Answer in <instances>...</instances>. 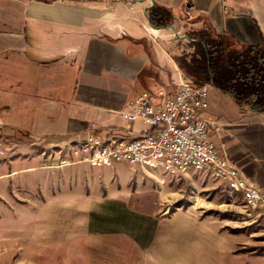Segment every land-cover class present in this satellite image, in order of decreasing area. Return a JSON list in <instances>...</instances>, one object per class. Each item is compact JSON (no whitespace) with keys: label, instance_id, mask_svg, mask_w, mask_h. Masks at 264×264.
Returning <instances> with one entry per match:
<instances>
[{"label":"crops","instance_id":"crops-1","mask_svg":"<svg viewBox=\"0 0 264 264\" xmlns=\"http://www.w3.org/2000/svg\"><path fill=\"white\" fill-rule=\"evenodd\" d=\"M190 2L0 0V130L60 147L83 138L74 136L95 122L100 134L117 132L128 99L186 80L175 56L192 51L188 33L204 22L240 44L264 39V0ZM151 4L171 11L172 27L149 25ZM202 115L214 123L220 152L258 188L261 200L252 210L264 221V111L239 106L209 84ZM107 116L114 122L101 126ZM31 159L37 165L19 171L38 172L23 177V185L35 179L42 203L65 198L58 210L82 211L79 233L52 237L66 247L79 243L83 264H226L219 256L231 255L232 235L218 234L212 220L170 223L150 209L132 207L137 188L128 186L131 170L143 172L139 168L116 163L45 170L38 156ZM222 240L229 245H220Z\"/></svg>","mask_w":264,"mask_h":264},{"label":"rangeland","instance_id":"rangeland-1","mask_svg":"<svg viewBox=\"0 0 264 264\" xmlns=\"http://www.w3.org/2000/svg\"><path fill=\"white\" fill-rule=\"evenodd\" d=\"M105 119L101 126L114 122L112 116ZM117 120L120 128L114 133L118 137L133 138L146 128L139 119L134 123L122 118ZM2 122L0 116V125ZM18 135V132L0 130V149L4 150L0 155V264H83L76 251L79 243L66 247V244H57L52 237L70 231L73 235L79 233L81 227L77 225V219L82 211L68 208L59 212L57 203L65 198L42 203L45 197L37 193L35 179L25 185L22 179L27 174H37L38 170L19 171L22 167L37 165V160L31 159L35 156L43 160L41 165L48 170V166L58 163L54 156L57 158L56 151L60 147ZM81 140L83 138L70 142L78 144ZM131 171L128 189L137 188L135 197L130 200L132 207L150 209L170 223L186 224L190 218L212 220L218 234L233 238L230 257L225 253L219 259L226 264H264V221L255 210L245 206L241 192L229 190L222 181L192 170L176 178L160 172L150 175L137 169ZM67 214L73 218L69 216L65 220ZM220 245L224 247L229 243L222 240Z\"/></svg>","mask_w":264,"mask_h":264},{"label":"built area","instance_id":"built-area-1","mask_svg":"<svg viewBox=\"0 0 264 264\" xmlns=\"http://www.w3.org/2000/svg\"><path fill=\"white\" fill-rule=\"evenodd\" d=\"M208 89L207 83L194 87L189 81L180 80L171 88L161 86L139 92L126 101L119 113L129 122L139 119L146 126L144 131L136 137L123 138L114 132L100 134L92 124L74 136L83 137L85 148L68 150L73 137L70 138L57 149L55 166L106 167L126 163L131 169L169 177L172 172L186 175L192 170L222 181L229 190H244L250 208L257 207L261 200L258 188L247 182L220 152L213 139L214 123L202 115L208 106ZM101 139H109V148H99Z\"/></svg>","mask_w":264,"mask_h":264},{"label":"trees","instance_id":"trees-1","mask_svg":"<svg viewBox=\"0 0 264 264\" xmlns=\"http://www.w3.org/2000/svg\"><path fill=\"white\" fill-rule=\"evenodd\" d=\"M147 16L155 27L171 25L173 19L169 9L157 4L148 8ZM188 39L192 51L176 55L175 61L192 86L210 84L232 96L237 105L264 111L263 38L240 44L204 22L201 29L188 33Z\"/></svg>","mask_w":264,"mask_h":264},{"label":"bare ground","instance_id":"bare-ground-1","mask_svg":"<svg viewBox=\"0 0 264 264\" xmlns=\"http://www.w3.org/2000/svg\"><path fill=\"white\" fill-rule=\"evenodd\" d=\"M78 148H85L84 140H81L80 143L78 144L71 143V142L68 144V150H78ZM99 148H109V139H101V141H99ZM178 175H181V174L179 172H172V177L176 178ZM234 191H239L242 193L245 206L250 208V201H249V198L246 197L244 190H234Z\"/></svg>","mask_w":264,"mask_h":264},{"label":"water","instance_id":"water-1","mask_svg":"<svg viewBox=\"0 0 264 264\" xmlns=\"http://www.w3.org/2000/svg\"><path fill=\"white\" fill-rule=\"evenodd\" d=\"M150 6H152V4L149 5V6L146 8V10H147ZM146 18H147V21H148V23H149V25H150L151 27H154V28H164V27H165V26L155 27V26H153V25L150 23V20H149V18H148L147 15H146ZM170 27H172V25H170Z\"/></svg>","mask_w":264,"mask_h":264}]
</instances>
